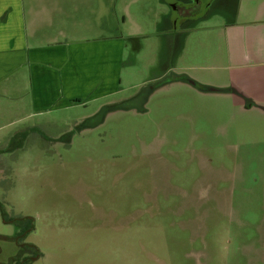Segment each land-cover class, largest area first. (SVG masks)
Here are the masks:
<instances>
[{
  "label": "rangeland",
  "instance_id": "374dc122",
  "mask_svg": "<svg viewBox=\"0 0 264 264\" xmlns=\"http://www.w3.org/2000/svg\"><path fill=\"white\" fill-rule=\"evenodd\" d=\"M110 1L143 26L126 38L123 90L32 116L31 130L0 118V264L19 249L29 264H264V103L159 85L180 66L229 84L227 4L177 28L172 55L169 1Z\"/></svg>",
  "mask_w": 264,
  "mask_h": 264
},
{
  "label": "crops",
  "instance_id": "0c3cea01",
  "mask_svg": "<svg viewBox=\"0 0 264 264\" xmlns=\"http://www.w3.org/2000/svg\"><path fill=\"white\" fill-rule=\"evenodd\" d=\"M167 1L171 12L159 15L167 25L160 31L173 55L184 44L186 28L177 30L181 27L171 25L173 8L181 0ZM118 3L0 0V118L13 117L23 123L18 129L31 130L34 124L28 120L32 116L90 102L104 107L108 98L119 94L124 85L126 38L142 33L143 26L137 24L129 5ZM220 3L227 4L226 8L221 4L215 11L226 22L223 29L235 64L229 69V84L211 85L222 89L213 92H228L241 100L264 103V0ZM215 4L200 17H213ZM129 20L134 24L130 34L126 28ZM176 69L175 73L196 80L185 67L173 71ZM174 82L180 86L190 84Z\"/></svg>",
  "mask_w": 264,
  "mask_h": 264
},
{
  "label": "flooded vegetation",
  "instance_id": "af4514ba",
  "mask_svg": "<svg viewBox=\"0 0 264 264\" xmlns=\"http://www.w3.org/2000/svg\"><path fill=\"white\" fill-rule=\"evenodd\" d=\"M218 1L219 0H181V2L173 8L174 19H173V22L171 23V25H174L177 27L182 26V24L185 25L193 17L199 16L203 12L209 10L211 8V6ZM183 76L186 77L187 79L193 81L194 84L187 81V80L181 79V77H183ZM178 80L186 81V82L192 84L193 86H195L199 89H202L204 91H208V90L204 89L205 87H213L211 85L202 84L199 81L197 82L196 80L192 79L188 75L178 74V73H175L174 75H170V77H168L167 79L162 80L159 83V85H162L164 83L171 82V81L172 82L178 81ZM214 88L218 89L216 91L222 90V89L217 88V87H214ZM225 90H227V89H225ZM211 92H213V91H211ZM106 106L107 105H105L104 107H106ZM22 258H24V255Z\"/></svg>",
  "mask_w": 264,
  "mask_h": 264
},
{
  "label": "trees",
  "instance_id": "16d2710c",
  "mask_svg": "<svg viewBox=\"0 0 264 264\" xmlns=\"http://www.w3.org/2000/svg\"><path fill=\"white\" fill-rule=\"evenodd\" d=\"M246 100H248V99H246ZM248 101L249 102H247V104H254V102L252 100H248ZM2 217H3V219L5 221L11 222L13 220L9 216H7L6 213H4V211H2ZM17 224H19V222H17ZM29 224H30V222H29ZM24 232H25V230H24ZM20 234H23V231L22 230H21V233ZM23 255L24 254L22 252V249H19V252L14 256V258L12 260L15 261L18 264H29L28 262H26L25 256H24V258H22Z\"/></svg>",
  "mask_w": 264,
  "mask_h": 264
},
{
  "label": "water",
  "instance_id": "95a60500",
  "mask_svg": "<svg viewBox=\"0 0 264 264\" xmlns=\"http://www.w3.org/2000/svg\"><path fill=\"white\" fill-rule=\"evenodd\" d=\"M181 79H183V80H187V81H189V82H191V83H193L194 84V82L193 81H191V80H189V79H187L186 77H181ZM205 90H208V91H216V90H218V89H216V88H214V87H205L204 88Z\"/></svg>",
  "mask_w": 264,
  "mask_h": 264
}]
</instances>
